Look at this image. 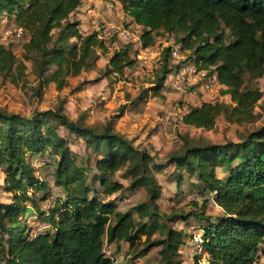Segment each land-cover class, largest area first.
I'll return each instance as SVG.
<instances>
[{
	"label": "trees",
	"instance_id": "16d2710c",
	"mask_svg": "<svg viewBox=\"0 0 264 264\" xmlns=\"http://www.w3.org/2000/svg\"><path fill=\"white\" fill-rule=\"evenodd\" d=\"M115 1L141 26V47L151 46L160 30L171 34L188 61L213 68L222 94L229 95L231 102L188 105L183 124L211 129L220 115L232 123L261 116L255 107L263 92L246 79L264 74V0ZM81 3L0 0V19L21 27L24 36L22 58L10 44L0 42V77L18 82L25 75V60H31L38 87L54 82L60 89L68 85L69 77L93 67L99 51L107 52L108 46L95 31H81L80 20L73 18ZM134 63L128 46L114 48L102 73L118 78ZM176 65L166 46L157 70L159 81L152 89L158 92ZM56 125L83 139L94 152L89 165ZM47 152L53 161L55 194L49 182L36 175L30 160ZM167 156L165 162L154 160L117 131L112 119L86 124L69 118L62 106L31 116L0 110V172L10 194L8 202L0 201L1 264H116L105 253L108 243L126 244L130 264L153 248L157 264H182L181 249L192 235L167 221L180 215L160 212L156 204L161 184L153 172L167 165L178 171L179 184L185 172L194 179L189 192L204 196L198 211L182 214V224L189 217L201 220L195 225L201 240L193 264H257L264 254V118L237 141L184 140L177 152ZM121 170L129 178L127 186L117 177ZM139 185L146 186L148 198L120 210L123 197L116 193ZM196 201L188 199L195 206ZM45 202L49 206L43 208ZM209 202L221 212L205 213ZM29 205L32 211L27 212ZM31 214L47 224L43 231L36 232L32 221L25 220Z\"/></svg>",
	"mask_w": 264,
	"mask_h": 264
},
{
	"label": "rangeland",
	"instance_id": "374dc122",
	"mask_svg": "<svg viewBox=\"0 0 264 264\" xmlns=\"http://www.w3.org/2000/svg\"><path fill=\"white\" fill-rule=\"evenodd\" d=\"M94 1L97 0H84L83 5L78 7L73 15L74 19L80 20L82 25L80 29L83 32L92 30L90 22L86 24L84 21H87V10L95 4ZM99 18L103 19H100L103 22H113L118 27L130 29L134 35L133 39L121 38L116 33L106 38L107 52L99 51V59L93 67L82 71L77 76L69 77L67 79L68 85L60 89L56 87L54 82L38 87L33 63L31 60H25V75L18 82L15 83L0 77V110L31 116L37 112L62 106L69 118H80L86 124L98 125L112 119L115 121L117 131L133 139L134 145L147 150L153 159L159 162H165L169 153L177 152L184 140L190 143L237 141L246 131L261 124L264 118V74L250 81L246 79L247 84L263 92L255 107V110L261 115L259 118L251 122L232 123L220 115L216 119L215 126L211 129L187 126L180 122L179 115L181 110L187 109L188 105L199 101L198 89L193 86L180 89L171 86L169 83H163L158 92L152 89L159 81L157 70L162 61L163 48L168 46V41L174 40V36L162 30L157 32L151 46L160 51V59L150 65L149 62L137 57L141 48L140 25L135 24L123 11L101 14ZM13 28L14 25L11 21L0 19V42L10 44L14 53L22 58L21 44L24 36H15ZM124 46H128L130 56L135 58L134 65L130 68L126 67L123 74L118 78L105 77L102 70L108 60L109 52L114 48ZM182 55L186 56V52H182ZM192 93L195 98L194 95L193 97L190 96ZM222 100L224 101L223 98ZM56 127L67 141L72 142L69 145L70 148L79 153L83 161L89 165L94 158V152L85 146L84 140L69 132L65 127L59 125ZM47 154L48 152L44 157L35 155L30 160L36 169V175L48 181L52 192L55 194L57 188L52 184L53 161L51 156ZM172 168V165H168L153 172L157 182L161 184V191L156 199V204L160 212L180 215L174 221L170 219L167 221L174 226H184L189 234L194 235L195 231L198 230L195 225L200 224L201 220L196 217H189L187 223L182 224V214L198 211L202 203L196 201L197 206L188 203L186 194L192 191V188L189 187V175L183 172V181L179 184L176 176L178 171H171ZM122 172V170L119 171L117 177L127 186L129 178L124 177ZM174 172L177 173L174 174ZM116 194L123 197V200H118V207L123 211L148 198L145 185L125 188L121 193L117 192ZM178 194L181 195L176 199L175 196ZM9 198L10 194L3 188V178L0 172V201L8 202ZM41 206L46 208L49 206V202L42 203ZM205 207L207 214L216 215L220 213V209L212 202H209ZM33 215H28L25 220H34ZM31 223L35 227L44 224L36 219ZM186 241L187 247L183 252V264H190L196 254L197 246L190 235ZM104 249L105 253L116 264H130L131 259L120 244L114 247L105 245ZM156 250L153 248L145 257L140 258L139 264H157ZM257 264H264V259L258 260Z\"/></svg>",
	"mask_w": 264,
	"mask_h": 264
},
{
	"label": "built area",
	"instance_id": "2783aa9c",
	"mask_svg": "<svg viewBox=\"0 0 264 264\" xmlns=\"http://www.w3.org/2000/svg\"><path fill=\"white\" fill-rule=\"evenodd\" d=\"M116 11L121 12L122 7L115 0H104L102 3H95L93 6L89 7L86 15L94 21L91 31H95L97 33V36L103 39L114 35V33L124 39H133L134 35L130 31V29L126 27H118L113 22H103L101 21L103 19L99 18L101 14H111ZM12 30L15 36H23V30L21 27L14 26ZM168 46L170 49L171 61H174L173 64L177 65L172 69L171 73L168 74L165 83H169L171 86L180 89L188 86H193L196 88H202L203 90H206L208 92L215 89L219 90L223 87V85L217 78L216 72L213 71V68H200L193 62L188 61L186 59V56L182 55L181 44L179 42L170 40L168 41ZM139 51L140 53L137 54V57L149 62L150 65L156 63L160 59V51L152 46L141 47ZM186 197L187 199H195L199 201L204 198V196L197 195L195 192H187ZM32 217L36 218L35 215H33ZM29 221H33V219ZM46 227L47 224L44 223L43 225L35 227V231L39 233ZM191 238H193L194 244H196L197 246V249L195 251L199 252L201 231H195V234L192 235ZM262 259H264V254L262 256ZM139 263V261L133 262V264Z\"/></svg>",
	"mask_w": 264,
	"mask_h": 264
},
{
	"label": "crops",
	"instance_id": "0c3cea01",
	"mask_svg": "<svg viewBox=\"0 0 264 264\" xmlns=\"http://www.w3.org/2000/svg\"><path fill=\"white\" fill-rule=\"evenodd\" d=\"M104 0H97L96 2L94 1V3H102ZM83 2H84V0L82 1V3H81V5L80 6H82L83 5ZM79 6V7H80ZM86 19H87V21L85 20L84 21V23H86V24H88L89 22H90V24H91V28H92V24L94 23V21L91 19V18H89L87 15H86ZM82 25H81V23H80V27H81ZM90 27V26H89ZM85 29V28H84ZM82 31V30H81ZM83 32V31H82ZM83 33H86V32H83ZM198 89V92H197V94H198V96H199V101L197 102V103H191L190 105H197V104H200V102H202V101H214V100H222V98L224 99V101L225 102H231V100H230V97H229V95L228 94H222V92H221V89H219V90H211L210 92H208V91H206V90H203L202 88H197ZM193 93L192 94H190V96H192L193 97ZM194 98H195V95H194ZM194 100V99H193ZM186 111V109H183V110H181V114L179 115V117H180V122L182 123V121H181V117H182V115L184 114V112ZM183 124V123H182ZM129 138V137H128ZM131 139V138H130ZM132 141H133V139H131ZM135 143V142H134ZM33 156H35V154L34 155H32V157ZM168 166V165H167ZM166 166V167H167ZM173 166V165H172ZM171 171H174V166H173V168H172V170ZM118 179H119V177H118ZM120 180V179H119ZM192 180H194V179H190V181H192ZM121 181V180H120ZM128 181H129V179H128ZM122 182V181H121ZM124 185H125V183L124 182H122ZM128 183V182H127ZM126 186V185H125ZM112 197V196H111ZM9 200H10V198H9ZM218 207V206H217ZM219 208V207H218ZM32 208H31V206L29 205L28 206V208H27V212H30V211H32L31 210ZM220 209V208H219ZM220 212H221V209H220ZM182 227H184V226H182ZM193 227V226H192ZM185 229V228H184ZM117 244H115V243H108L107 244V246L108 247H114V246H116ZM121 246H122V248L123 249H125V250H127V245L126 244H124V243H121L120 244ZM187 247V242H186V244L182 247V249H181V253H182V264H183V262H184V257H183V252H184V249ZM263 250H264V244H263ZM262 252V251H261ZM260 259H262V258H260ZM190 264H193V260H191L190 261Z\"/></svg>",
	"mask_w": 264,
	"mask_h": 264
}]
</instances>
